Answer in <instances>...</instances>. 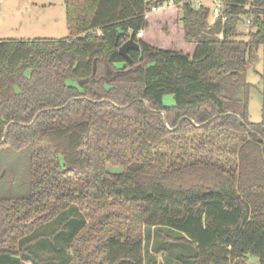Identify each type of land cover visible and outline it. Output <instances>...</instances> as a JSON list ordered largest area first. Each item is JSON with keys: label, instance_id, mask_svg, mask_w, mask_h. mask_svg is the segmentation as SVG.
<instances>
[{"label": "trees", "instance_id": "16d2710c", "mask_svg": "<svg viewBox=\"0 0 264 264\" xmlns=\"http://www.w3.org/2000/svg\"><path fill=\"white\" fill-rule=\"evenodd\" d=\"M164 1L65 0L68 37L0 39V150L28 149L30 177L27 196L0 197V264H158L170 248L182 264H264L247 78L264 0H220L213 24L211 6L173 0L192 55L138 37Z\"/></svg>", "mask_w": 264, "mask_h": 264}, {"label": "rangeland", "instance_id": "374dc122", "mask_svg": "<svg viewBox=\"0 0 264 264\" xmlns=\"http://www.w3.org/2000/svg\"><path fill=\"white\" fill-rule=\"evenodd\" d=\"M160 11L148 15L149 28L144 31V40L149 44L163 48L182 51L190 55L194 52V44L184 40L180 10L177 4L168 6ZM204 5L214 9V0H203ZM248 25L242 23L240 30H246ZM66 22L65 0H0V39H62L68 37ZM239 39L247 40L248 36L241 35ZM254 66L248 70V81L253 84L249 102V119L252 122L264 121V73L263 48L256 53ZM166 106L174 104L171 94L164 96ZM28 149L14 151L0 150V197H25L30 193ZM119 170V168H115ZM59 221L54 220L41 227L40 230H54L57 233ZM151 235L147 253H153ZM57 248V247H56ZM183 255L194 254L195 249L189 244L182 246ZM146 253V255H147ZM176 249L170 248L168 255L158 254V264H182L183 261L175 256ZM148 256V255H147ZM247 264H258L257 258L248 256Z\"/></svg>", "mask_w": 264, "mask_h": 264}, {"label": "built area", "instance_id": "2783aa9c", "mask_svg": "<svg viewBox=\"0 0 264 264\" xmlns=\"http://www.w3.org/2000/svg\"><path fill=\"white\" fill-rule=\"evenodd\" d=\"M191 2H195L196 4H203V0H189ZM174 4H176L173 0H170L168 1V6H173ZM166 3L164 2L163 4H160L158 6H154L152 8L153 12L155 11H160L162 9H165L166 8ZM221 15V1L220 0H214V9H213V12H212V15H211V24H213L216 19ZM248 23H250L251 21L248 19L247 20ZM138 37L139 38H143L144 37V32L141 31L138 33Z\"/></svg>", "mask_w": 264, "mask_h": 264}, {"label": "water", "instance_id": "95a60500", "mask_svg": "<svg viewBox=\"0 0 264 264\" xmlns=\"http://www.w3.org/2000/svg\"><path fill=\"white\" fill-rule=\"evenodd\" d=\"M132 49H136V50L140 49L139 43H137L134 39V34H132L130 39L120 47V54L123 55L129 62H132V59L129 56V51ZM164 119L166 120L165 114H164Z\"/></svg>", "mask_w": 264, "mask_h": 264}, {"label": "crops", "instance_id": "0c3cea01", "mask_svg": "<svg viewBox=\"0 0 264 264\" xmlns=\"http://www.w3.org/2000/svg\"><path fill=\"white\" fill-rule=\"evenodd\" d=\"M145 35V34H144ZM144 38V37H143Z\"/></svg>", "mask_w": 264, "mask_h": 264}]
</instances>
